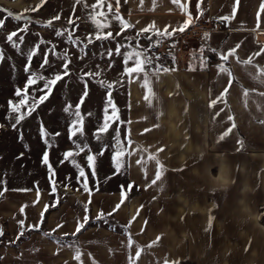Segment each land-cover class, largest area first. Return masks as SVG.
<instances>
[{
	"label": "rangeland",
	"instance_id": "1",
	"mask_svg": "<svg viewBox=\"0 0 264 264\" xmlns=\"http://www.w3.org/2000/svg\"><path fill=\"white\" fill-rule=\"evenodd\" d=\"M189 14L192 15L193 12L189 10ZM57 15L60 16V20L54 19ZM117 17H119V28L116 25ZM0 18L7 21L5 28L0 29V50L6 57L3 62H0V185L3 186L2 189L4 187L19 190L34 188V193L44 198V207L40 210L38 220L39 231L48 233V236L60 241L73 236V234H67L68 237H63L62 233H55L52 228H48L47 223L50 221L49 208L60 205L66 199L67 186L88 192L119 191L124 199L135 198L131 209L136 205L135 210L145 211L149 219H158L160 211L163 214L162 217L166 214L165 218L171 226L176 221L175 213L180 212V208L184 209H182L183 212L189 210L187 206L190 205V197H195L197 193L201 194L199 190L205 192L207 189L216 191L221 188H232L236 192L245 190L247 197L242 198L241 208L244 209L246 205L244 210L248 218L252 213L257 212L258 217L264 220V180L233 182L228 179L223 180L221 177L222 173L260 172L264 168V165L259 164L263 158L249 154L241 155L246 158L247 164L239 168L238 164H234V161L239 159L238 155H228L223 149L210 148L204 129L209 125L213 128V120L211 123L209 118L208 123L206 118L190 115V102L188 98H184L182 86H174L173 91L164 95L165 102L163 101L160 107L164 109L166 104L168 110L172 109L170 112L177 113L176 116H164L159 122L150 115L153 113L151 111L147 112L146 116L133 117L132 115L134 111L143 110L147 104H157L159 94L158 86L151 85L148 77V83L145 85L143 74L129 75L127 68L135 67L136 61L144 59L146 55L150 56L148 44L152 41L166 39L171 44H178L180 40L184 42L188 37L187 34L182 35L175 29L178 30L185 24L181 25L177 18L169 16L166 17L167 23L173 25L174 30L158 28L155 26L158 24L157 20L153 22L155 25L144 26L145 21L137 19L134 21L129 18L126 0H119L118 3L117 0H0ZM49 21L52 22L51 26ZM21 25L27 27L28 31L19 34L24 37V41L20 47L13 50L5 44L3 37ZM143 29H148V33L134 40L136 33ZM56 31H62L64 34L56 36ZM107 31H111L114 35L119 31L124 35L116 36V40L113 41L96 40L97 36H105ZM186 32L189 33V31ZM113 45L117 48L122 45L123 51V57H113L114 66L108 62L107 57L101 59L105 48L111 50ZM41 49H44L43 55H41ZM29 52L36 54L34 59L27 61L32 67L33 78L36 81V84L32 86L25 82L26 74L23 72L25 58L28 57ZM138 52L139 56L136 55ZM77 55L80 59H77ZM128 55H132L133 59L122 63V59ZM59 56H64L65 62L70 63L71 75L66 77V83L61 82L52 86L54 91L50 93L49 101L30 118L27 110L31 104L32 90L42 88L48 79L46 66L41 65V60L46 57L50 61H56ZM150 57L155 59L153 65L147 66L148 68L155 69L166 62L172 64L161 56ZM10 63L13 65L11 68ZM86 71H92L94 75L86 76ZM77 74L80 76L79 81L76 78ZM42 75L45 76L43 81ZM134 76L138 78L137 88L141 92L140 98L138 97L140 101L133 104L130 101L132 96L128 81ZM86 80H90L93 85L82 109V114L92 113L91 116L85 114V126L89 132L94 126L98 127L102 123V108L108 106L105 93L107 85H112L109 90L113 93L112 104L116 105L117 114L123 120L122 136L125 129L127 130V143L121 145L125 153L122 157L124 165L121 169L122 174L112 180L104 179L112 171L107 156L99 158V163L89 162L88 167H84L86 155L81 154V148L87 155L96 156L94 148L89 150L91 145L97 143L91 141L90 136L87 139L80 137L77 140V144L81 145L79 148L65 136L59 138L51 136L52 130L63 132L67 128L71 118L62 111L66 106L65 101L75 106L81 95V85ZM17 88L22 91L28 90L27 99L29 100V104L20 106L21 113L25 116L24 121L17 126L22 133L20 139L17 138V131L11 127V124L15 122L14 117L19 116L20 113H13L8 104L11 100L19 105L20 99L25 98L14 96V90ZM144 96L147 99L141 101ZM49 109L52 110L51 114ZM5 115L8 117L7 120ZM38 116L43 117V123L37 119ZM43 132L49 133L48 145L43 143ZM216 138L219 137L216 136ZM106 141L111 143L110 137L103 134L99 143ZM65 149L73 151V156L62 160ZM134 149L137 152L136 157L133 154ZM45 151L51 153L47 169L41 159ZM224 154L231 158L226 164L220 160L223 159ZM137 160L140 161L135 165L141 176L139 183L131 178L132 163ZM156 160L160 161V165H157ZM161 165L163 166L162 181L158 182L157 186L149 188L148 183L154 178L157 170H160ZM89 169L98 171L95 186L88 175ZM82 170L85 171V177L79 178ZM66 176L68 178L65 180ZM129 183L133 185L131 193L129 194L127 189L122 192L120 185L127 186ZM85 184L88 186L85 187ZM204 194L199 196L202 203H205ZM220 199L215 197L216 207ZM111 220V217L101 214L99 219L87 217L85 223ZM122 224L120 226L124 227ZM30 229H34L33 226L22 227L12 238L3 234L5 238L0 236V241L10 240L16 243L21 237L28 235ZM21 230L23 235L17 239Z\"/></svg>",
	"mask_w": 264,
	"mask_h": 264
},
{
	"label": "crops",
	"instance_id": "2",
	"mask_svg": "<svg viewBox=\"0 0 264 264\" xmlns=\"http://www.w3.org/2000/svg\"><path fill=\"white\" fill-rule=\"evenodd\" d=\"M262 5L264 0H126L129 18L145 21L144 26L155 25L153 22L157 20L155 26L171 31L174 26L167 23L166 17L174 16L181 25L190 20V26L180 27L186 29L182 35L188 36L184 42L180 40L181 51L161 56L172 62L163 65L168 71L157 76L155 70L162 65L155 69L146 66L149 83L158 86V103L134 111L133 117L146 116L149 111L159 122L164 116H176L166 104L164 109L160 107L165 102L164 95L173 91L174 86H182L184 98L190 102V115L207 121L210 118L211 123L213 120V128L209 125L204 129L210 148L238 155L234 164L239 168L247 164L242 157L246 154L263 158L259 164L264 165V126L259 123L264 114L257 107H264V97L258 95L264 92ZM209 47L220 57L230 49L235 55H230L227 61H215L209 57ZM221 68L226 72L221 73ZM128 84L130 101L134 104L140 101L138 78H129ZM245 90L251 94L245 96ZM213 99L217 100L215 109L208 107ZM141 101H145V96ZM216 112L218 116L213 115ZM228 116L234 120L229 121ZM233 122L237 129L225 141L217 142L216 136ZM237 138L246 143V148L239 152ZM133 154L136 157L135 149ZM228 155L220 159L223 164L231 160ZM135 165L136 161L132 163L131 178L139 183L141 176ZM263 169L257 173H222L221 177L233 182L263 181ZM65 189L66 199L49 208L47 223L48 228L63 237L73 236L60 241L30 229L16 243L0 241V264H264V220L257 212L248 218L246 205L241 208L242 198L247 197L245 190H199L201 194L190 197L189 210L183 212L180 208L175 213L176 221L171 226L166 214L162 217L160 211L158 219H149L145 211L135 210L136 205L131 209L135 198L124 199L119 191L88 192L69 186ZM203 193L205 203L199 197ZM215 197L221 198L217 207ZM44 203L34 188L4 187L0 194V230L12 238L22 227L37 224ZM118 204L119 210L109 216ZM101 214L112 220L85 223L87 217L95 219ZM81 224L84 228L76 233Z\"/></svg>",
	"mask_w": 264,
	"mask_h": 264
},
{
	"label": "snow or ice",
	"instance_id": "3",
	"mask_svg": "<svg viewBox=\"0 0 264 264\" xmlns=\"http://www.w3.org/2000/svg\"><path fill=\"white\" fill-rule=\"evenodd\" d=\"M119 2V0H117V3ZM173 2H175V0H173ZM109 10H111V6H109ZM261 11H264V5L261 6ZM22 19V18H21ZM55 20H60V16H56L54 18ZM259 20V17H258ZM7 24V21L4 20L3 18H0V29L5 28ZM52 25V22L49 21V26ZM116 25L117 28H119V17H117V21H116ZM189 26H190V20H189ZM186 29L185 28H180L178 29L179 32H184ZM28 28L24 27L23 25L17 27L16 29L11 30L6 36L3 37L5 44L12 48L13 50L16 49L17 47H20L21 44L24 41V37L19 35L22 32H27ZM148 29H143L141 30V32L136 33V36L134 37V40L136 38H139L142 34H147L148 33ZM64 33L62 31H56L55 35L56 36H61ZM124 33H121L119 31H117V33L114 35L111 31H107L105 36H97L96 40H106V41H113L116 40V36H123ZM14 38H16L14 40ZM149 39H151V36H149ZM35 47V45H34ZM236 48H239V45L236 46ZM209 50H213L211 47H209ZM44 49H41V55H43ZM35 53L34 52H29L28 57L25 58L26 63L25 66L23 68V72L26 74L25 75V82L27 83V85L32 86L36 84L35 79L33 78V70L32 67L29 63H27V61L34 59L35 57ZM137 56L140 55V53H136ZM234 56L235 55V51L234 50H228L227 54H223L221 56V59L224 61L229 60V56ZM261 55H264V53H261ZM114 56H121L123 57V51H122V45L121 47L117 48L115 47V45L112 46V49L110 50L109 48H105L104 51V56H101V59H104L105 57L108 58V62L112 63L114 66V61H113V57ZM6 59L4 52L2 50H0V62H3ZM77 59H80V57L77 55ZM133 57L132 55H128L126 58L122 59V63L125 62V60H132ZM154 57H150V56H145L144 59L142 60H138L136 61V66L135 67H128L127 68V73L129 75L132 74H143V79H144V83L145 85H147L148 80H147V76H148V72L146 71V66H151L153 65V61H154ZM239 62V60H238ZM249 63L251 64V61H249ZM41 65L42 66H46V75L48 77L47 82L43 85L42 88L39 89H33L32 90V100H31V104H29V100L27 99V95H28V90H24L22 91L20 88H17L14 90V96L19 98V97H25L23 99H20L19 101V105L13 103L11 100L8 101V104H10L13 113H20L19 116L14 117V123L11 124V127L17 131V138L20 139L22 136V133L20 131V129L17 127L20 122L24 121L25 116L23 113H21V107L23 105L29 104L28 110H27V114L28 116L31 118L35 113L38 112V110L40 109L41 106H44L46 104L47 101H49L50 99V93L52 91H54V89L52 88V86H56L61 82L66 83V77H69L71 75L70 72V63L65 62V57L64 56H59L56 58V61H50L48 58L44 57L41 60ZM9 67H13V65L10 63ZM161 71L167 72L168 69L166 67H164L162 65V67L160 69H156L155 70V74L158 76L159 73ZM221 73H225L226 69L221 68L220 69ZM86 76H93L94 73L92 71H86L85 72ZM261 76L262 78H264V70L261 71ZM77 80H80V76L79 74H77L76 76ZM45 79V76H41V80L43 81ZM23 83V82H22ZM93 87L92 83L90 80H86L84 81V83L81 85V95L80 98L78 100V102L76 103L75 106H73L72 103H69L68 101H65L66 106L62 109V111L64 113H67L68 116L71 118L68 121V126L65 129V131H60V130H52L51 132V136L52 138H59L61 136H65L67 139H69L71 141L72 144H75L78 148L81 146L80 144H77V140L80 137H85L86 139L90 136L91 141H96V144L91 145V148L89 150H91L92 148L95 149L96 151V156H92V155H87V153L84 151L83 148H81V154L82 155H86V160L84 161V167L87 168L89 162H93L96 161V163H99L100 160L99 158L101 157H105L107 156L109 159V164L110 167H112V171L111 173L107 174L104 179L106 180H112L114 178H116L118 175L122 174L121 173V169L122 167H124V165L122 164V157L125 155L124 153V148L121 146L126 145L127 143V139H128V134H127V130L125 129L124 134L122 136L121 134V128L123 127V120L121 118L120 115L117 114V107L116 105L112 104V97H113V93L111 91H109L112 88V85H107L105 86V93L107 96V105L102 108V115H101V120L102 123L99 124L98 127L94 126L93 129L91 130V132H89V130L86 128V121H85V114L88 116H91L92 113L91 112H86L85 114H82V109H83V105L86 101V99L88 98L89 94H90V90ZM225 92L228 91V88L226 87ZM37 93H42V94H37ZM250 91L249 90H245L244 95L248 96L250 95ZM223 95V94H221ZM258 95L260 97H264V92H259ZM147 99V97L145 98ZM110 106V107H109ZM217 106V100L213 99L211 100V102L208 104L209 108L215 109ZM259 108V110L261 111L262 114H264V107L261 106H257ZM51 109H49V114H51ZM111 113V114H110ZM213 115L218 116L219 112L213 113ZM5 119L7 120L8 117L5 115ZM37 119H39L41 121V123H43V117H37ZM227 119L229 121H233L234 118L232 116H228ZM259 123L264 126V119H260ZM237 129V125L233 122L231 123L225 130H223L218 138L217 142H223L225 141L226 138H229L231 136V134L234 132V130ZM103 134H107L110 137V141L109 142H104V143H99L102 140V135ZM42 135L44 136V140L43 143L45 145H48V132H43ZM83 143V142H81ZM237 151H242L246 148V143L245 141L237 138ZM49 147H51L49 145ZM57 147H59V145L57 144ZM160 151H163V149H160ZM50 156L51 153L48 151H45L42 153L41 159H42V164L46 167H48L49 163H50ZM73 156V151L65 149L64 150V156L61 158L62 160H66L68 157H72ZM155 159V158H153ZM137 164L140 163L139 160L136 161ZM157 165H160V161L156 160ZM95 167V165H94ZM163 166H160V170H157V172L155 173L154 178H152L150 180V182L148 183V187L151 188L152 186H157L158 182L162 181V175H161V171H162ZM88 175L92 178V183L95 186V181L98 178V171H94L92 169L88 170ZM85 177V171H80L79 173V178H84ZM68 177L66 176L64 179L66 180ZM79 179H77V183H79ZM88 185L85 184V187H87ZM2 185H0V189H2ZM133 185L131 183H129L127 186L121 184L120 185V190L122 192L125 191V189H127V192L130 194L131 190H132ZM53 191H55V189L53 188ZM161 191H163V189H161ZM120 208V205H116L115 208L108 213L109 216L113 215L116 211H118ZM162 211V209H161ZM99 219V217H97ZM22 223V222H21ZM147 223V222H145ZM33 228L35 230H39V222L37 223V225H33ZM84 228V225L81 224L79 228L76 229V233H79L81 231V229ZM3 232L2 230H0V235H2ZM48 233H45V235H47ZM23 235V231L21 230L17 239H19V236ZM67 235V234H66ZM159 239V237H158ZM13 243H15V241H13ZM69 248L72 247V245H68ZM2 259V258H0ZM76 259L79 260L80 256L77 255Z\"/></svg>",
	"mask_w": 264,
	"mask_h": 264
},
{
	"label": "built area",
	"instance_id": "4",
	"mask_svg": "<svg viewBox=\"0 0 264 264\" xmlns=\"http://www.w3.org/2000/svg\"><path fill=\"white\" fill-rule=\"evenodd\" d=\"M204 25L207 23L203 22ZM219 22L216 21L215 24L217 25ZM172 51H181V44H171L166 39H157L152 41L148 44V53L150 56H164L166 53Z\"/></svg>",
	"mask_w": 264,
	"mask_h": 264
},
{
	"label": "trees",
	"instance_id": "5",
	"mask_svg": "<svg viewBox=\"0 0 264 264\" xmlns=\"http://www.w3.org/2000/svg\"><path fill=\"white\" fill-rule=\"evenodd\" d=\"M209 57L215 61H223L220 56H218L215 52L209 51Z\"/></svg>",
	"mask_w": 264,
	"mask_h": 264
}]
</instances>
